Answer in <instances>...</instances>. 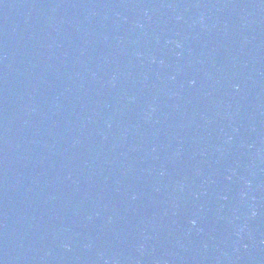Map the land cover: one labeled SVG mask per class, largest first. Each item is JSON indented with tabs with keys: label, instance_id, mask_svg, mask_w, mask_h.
Segmentation results:
<instances>
[{
	"label": "water",
	"instance_id": "obj_1",
	"mask_svg": "<svg viewBox=\"0 0 264 264\" xmlns=\"http://www.w3.org/2000/svg\"><path fill=\"white\" fill-rule=\"evenodd\" d=\"M0 264H264V0H0Z\"/></svg>",
	"mask_w": 264,
	"mask_h": 264
}]
</instances>
